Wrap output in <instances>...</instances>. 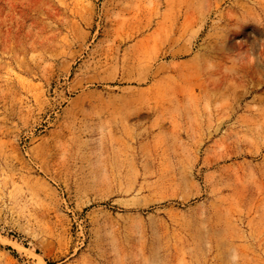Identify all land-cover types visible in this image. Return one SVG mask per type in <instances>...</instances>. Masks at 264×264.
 I'll use <instances>...</instances> for the list:
<instances>
[{
	"label": "rangeland",
	"instance_id": "374dc122",
	"mask_svg": "<svg viewBox=\"0 0 264 264\" xmlns=\"http://www.w3.org/2000/svg\"><path fill=\"white\" fill-rule=\"evenodd\" d=\"M0 264H264V0H0Z\"/></svg>",
	"mask_w": 264,
	"mask_h": 264
}]
</instances>
